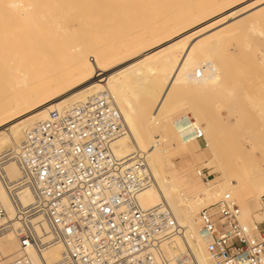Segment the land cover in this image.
<instances>
[{
  "label": "bare ground",
  "instance_id": "6f19581e",
  "mask_svg": "<svg viewBox=\"0 0 264 264\" xmlns=\"http://www.w3.org/2000/svg\"><path fill=\"white\" fill-rule=\"evenodd\" d=\"M247 1L0 0V16L6 24L4 49L0 44V77L6 74L9 78H18H15L18 82L15 80L8 86L10 93L19 89L16 96L12 94V99L4 100L0 106V152L4 154L23 145L37 125L48 120L52 111L65 112L87 104L96 96L109 94L121 110L127 130L113 143L112 150L119 159L144 155L151 169L152 184L140 193V205L146 210L165 205L177 220L179 232L165 243L167 257L172 264H180V260L185 264H215L200 228L199 212L213 206L226 192L243 193L245 204L252 202L253 197L261 198L264 195V162L254 166V148L251 150L254 157L249 152L244 154L245 149L238 153H243L241 159L229 164L225 160L228 153L224 152L218 139V134H224L221 130L225 125L220 130V121L224 119L218 117V128V122L214 123L216 119L212 117L213 122L208 120L210 112H204L207 114L205 118L203 111L199 113L200 108L194 111L197 124L188 116L173 119L175 113L185 109L182 102H178L183 95L177 93L167 100L160 99L159 93L150 88L153 82L150 79L154 74L156 79L177 80L182 73L171 69L170 64L190 52V47L184 48L185 42L197 36L198 32L226 22L232 15L246 12L243 7L240 10L235 8ZM260 1L257 0L260 4L252 2L251 6L258 7L264 3ZM112 15L118 16L117 23L109 21ZM159 18L163 20L159 21ZM105 21L116 26L115 32L123 33L115 35L128 36L130 40L122 37L124 40L119 38L123 41L118 40L117 44L112 42L103 46L101 35ZM184 49L185 53H182ZM140 85L143 86L138 88ZM170 101L171 104L173 102L172 107ZM261 104L263 106V102ZM261 109L264 111V107ZM198 128L205 136L201 140L204 147L200 146V139L195 135ZM239 129L235 127L236 134L232 131L234 138L245 135ZM224 132L226 135L227 130ZM250 135L251 132L248 137ZM247 140L243 142H249ZM258 147L261 148L260 145ZM229 149L226 150L231 152L229 154L235 152V147L230 145ZM184 153L191 158H199L202 168H210L221 177L231 172L233 177L218 185L210 181L203 187L199 174L189 177L179 173L174 158ZM202 171L205 173L206 170ZM5 172L13 180L21 176L15 162L9 163ZM209 174L211 176V170ZM247 186L250 188L245 190ZM0 197L14 217L9 196L1 185ZM20 200L27 206L33 203L34 197L25 191ZM260 209L254 204L253 209L249 206L242 210L243 220L246 223L263 221ZM254 214L256 217L251 216ZM0 248L9 260H15L21 254V246L14 233H8L0 240ZM62 250L61 245H56L43 253L28 252L34 264H60Z\"/></svg>",
  "mask_w": 264,
  "mask_h": 264
},
{
  "label": "built area",
  "instance_id": "2783aa9c",
  "mask_svg": "<svg viewBox=\"0 0 264 264\" xmlns=\"http://www.w3.org/2000/svg\"><path fill=\"white\" fill-rule=\"evenodd\" d=\"M126 132L121 110L105 93L52 111L23 145L0 155V185L15 212L11 217L0 197V240L14 233L21 246L15 260L0 248V264H34L28 250L56 245L63 249L60 264H172L165 243L179 232L177 220L165 205H140L151 169L144 155H115L112 145ZM195 135L205 138L200 128ZM11 162L19 179L5 172ZM25 191L34 197L27 206L20 200ZM259 206L264 215V195ZM199 221L215 264H264V220L246 223L232 194L203 209Z\"/></svg>",
  "mask_w": 264,
  "mask_h": 264
},
{
  "label": "rangeland",
  "instance_id": "374dc122",
  "mask_svg": "<svg viewBox=\"0 0 264 264\" xmlns=\"http://www.w3.org/2000/svg\"><path fill=\"white\" fill-rule=\"evenodd\" d=\"M252 2H254L253 4H256L257 0H249V2H244L245 4H240L239 7L236 6L235 8V10H240V8L243 7L242 9L246 10V12L232 15L226 22L224 21L220 24H217L210 29H207L206 31L198 32L199 34L197 36H194L190 38V40L185 42L184 48H187V46L190 47V52L183 54L182 58L175 59L170 64L171 69L182 73L181 76L177 77V80L171 78V80L165 81L161 78L156 79L155 75L151 74L152 78L150 77V80H152L153 82H151L152 84L150 83V88L156 90L157 93H159L158 98L163 100H167L177 93H181L183 95L182 97L178 98V102H182L181 105H184L185 109L175 113L172 116L173 119L188 116L191 119V122L193 121L197 124L198 119L195 116L196 113L194 112L197 108L201 109V111L199 110L200 114H202V111L203 113L210 112L208 113V115L205 113L202 115H207L208 117H210L208 119L210 121H212L213 118L216 119L214 121L215 124L217 122L218 125L221 123V127L220 125H217L218 128L220 127V130L223 125L227 126V129L224 128V126L221 130V132L223 131L222 133L224 134H218V139H220L219 142L224 148V152L228 153L227 157H225V160L227 159L226 161H228L229 164H232L231 162L236 159H241L244 156L243 153H241L242 155L238 153L243 152L245 149H248L247 151L245 150L244 154L249 152L251 157H254L255 155V157L252 158L255 166L256 163L259 164V162H264V154H262V151H264L262 150L264 149V121H262L264 120V111H262L261 109L264 107V3H262V5L258 7H255L256 5L252 7ZM260 2L257 3L260 4ZM248 4L250 6L249 11H247L249 7ZM245 5H247L248 7ZM251 7L253 9H251ZM111 17L115 18L116 21L112 18L109 21L114 20V23H117L118 16L112 15ZM161 19L162 18H159V21H161ZM109 21H105L104 33L103 35H101V42L104 44L103 46H106L107 44H110L112 42L117 44V41L120 40L119 38L123 39L122 37H124L118 36L119 34L121 35L123 33H119L118 31H116L118 32L116 33L115 30L117 29L114 30V27L116 26ZM5 27L6 24L4 23L3 17L0 16V44L3 47L2 49H4L6 43L4 39L5 33H3ZM128 38V36L124 37V39L126 40ZM128 40H130V38ZM181 52L185 53V49ZM140 76L141 75L137 76V78ZM12 78L7 77L6 74H1L0 89L2 90H0V106L4 104V100L7 101L9 100L8 98L12 99V96H16V92H19V89L18 87H15V84L14 87L18 90H13L14 93L9 92L10 88L8 85L18 79L16 77V79L14 77ZM3 81H6L4 83L5 85L7 84L6 87H8L9 89L6 90ZM16 82L18 81L16 80L15 83ZM148 84L149 83H147V85ZM142 86L143 85H140V87L138 86V88H141ZM144 86H146V83ZM2 95L5 96L3 97ZM262 102L263 106L261 104ZM136 103L138 105L139 102ZM185 103H187V105ZM256 104L261 105L262 107H258L256 106ZM169 105H171L172 107L173 102L171 104L170 101ZM202 107L206 108V111ZM229 109H231L233 112H231V110ZM229 111L230 113L228 114ZM207 116H205V118H207ZM150 117H152V115ZM218 117L221 120H224L222 122L220 121L219 123L220 119ZM230 123L231 125H229ZM235 123H237L235 126L236 129L240 127L238 131L240 132V130H242L241 133L245 135H236L237 138L233 137V133H235V127H233L232 125H234ZM229 126L234 130H230ZM224 129L227 130V137L224 132L226 130ZM220 130L218 129L217 133H219ZM250 132L251 135L250 137H248ZM229 136L232 137L228 140L227 138H229ZM244 136H246L247 138H245ZM244 138L246 140H249L250 143L245 141L246 143H248V145L243 142L245 140ZM232 139H234V141L236 140L235 142H232L237 143H233L232 145ZM252 143L253 146H249ZM230 145L231 147H235V152H232L233 154H229V150L234 149H229ZM259 145L261 146V148L258 147ZM227 148L229 149L228 151H226ZM257 148L258 150H256ZM253 149L254 155H251V150ZM0 154L2 153L0 152ZM258 157H262V159L260 158L261 161L257 160ZM175 161L176 166L179 169V173L182 175H190L189 177H194V175H197L198 171L200 170H206V175H208L211 170V177H209L207 181L203 180L201 177H198L200 178L199 182L203 187L209 184L210 181H215L213 182V184L218 185L223 183L229 177H233V174H231V172L226 177H221L219 173H214V170L210 168L200 167L201 165L199 163V158H194L189 161L186 159L177 158L175 159ZM249 188L250 186H247L245 190H248ZM232 195L234 198H236L242 210H245L249 206L253 209L254 204L259 205L260 198L258 199L257 197H253L251 199L252 202L247 201L245 204V200L242 197L243 193H239L238 191H236L232 193ZM251 216L256 217L255 214Z\"/></svg>",
  "mask_w": 264,
  "mask_h": 264
},
{
  "label": "crops",
  "instance_id": "0c3cea01",
  "mask_svg": "<svg viewBox=\"0 0 264 264\" xmlns=\"http://www.w3.org/2000/svg\"><path fill=\"white\" fill-rule=\"evenodd\" d=\"M199 144H200V146L201 147H204V142L203 141H201V140H199ZM187 154V153H186ZM185 153L184 154H182V155H180V157H178V158H180V159H186V160H191V159H194V158H191L190 156H188V154L186 155ZM182 156H183V158H182ZM189 157V158H188ZM177 159V158H176ZM174 161H175V158H174ZM179 170V169H178Z\"/></svg>",
  "mask_w": 264,
  "mask_h": 264
}]
</instances>
